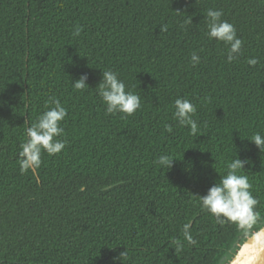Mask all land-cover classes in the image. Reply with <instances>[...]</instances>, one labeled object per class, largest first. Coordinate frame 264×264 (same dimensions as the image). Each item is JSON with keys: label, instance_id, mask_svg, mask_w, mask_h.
<instances>
[{"label": "trees", "instance_id": "1", "mask_svg": "<svg viewBox=\"0 0 264 264\" xmlns=\"http://www.w3.org/2000/svg\"><path fill=\"white\" fill-rule=\"evenodd\" d=\"M208 9L222 10L244 41L231 63L207 36ZM109 69L141 97L131 116L105 114L97 84ZM52 96L68 109V143L21 173L25 130ZM177 97L196 106L198 136L174 119ZM256 132L264 0H0V264H224L243 232L217 224L197 194L237 152L251 160L241 174L264 222V152L248 140ZM162 154L179 159L162 168ZM188 222L197 244L175 254L169 242Z\"/></svg>", "mask_w": 264, "mask_h": 264}, {"label": "clouds", "instance_id": "2", "mask_svg": "<svg viewBox=\"0 0 264 264\" xmlns=\"http://www.w3.org/2000/svg\"><path fill=\"white\" fill-rule=\"evenodd\" d=\"M222 16L223 11L220 9L207 10V36L209 39H215L227 46V62L231 63L242 55L244 41L237 35L235 25L223 20ZM191 23H193L192 19L185 20V24ZM160 30L167 31V26H161ZM82 31L83 26H74L73 36H79ZM191 62L195 66L200 62V57L193 53ZM258 62L255 57H250L247 60L250 66H255ZM87 80L88 74L82 73L78 79L73 81L74 89L85 90L89 87ZM97 94L105 104L106 115L123 113L131 116L141 108L140 95L127 89L119 73L111 69L102 71V79L97 84ZM44 107L45 111L41 112L35 122L25 130L27 139L21 144L19 153L21 173L32 168H39L44 152L49 156L59 154L68 143L65 128L61 124L68 115V109L55 96L49 97L45 101ZM174 108L173 117L178 124L189 127L191 135L198 136L200 129L194 119L197 112L196 106L185 97H177L174 101ZM165 128L169 133L173 131L171 124L165 125ZM248 140L254 143L261 153L264 152V134L256 132ZM174 158L162 154L154 162L162 168L170 169ZM250 163L249 158L241 159L236 152V158L226 164L227 171L220 175L219 182L212 183L205 194H197L201 209L210 213L217 224L222 225L227 221L235 224L243 232L246 242L240 246L236 253L237 260L240 257L244 258L241 264H258L261 253L264 252V229L253 231L254 226L260 220V214L257 211L260 201L252 194L253 185L248 175L241 174L245 165ZM182 235L183 239L173 238L169 242L170 247H174L175 254L184 250L185 241L189 246L197 244V240L192 235L191 222L183 225ZM248 240L251 242H247ZM122 257L127 258L126 249L120 253L119 259ZM232 264H236V262L233 261Z\"/></svg>", "mask_w": 264, "mask_h": 264}, {"label": "water", "instance_id": "3", "mask_svg": "<svg viewBox=\"0 0 264 264\" xmlns=\"http://www.w3.org/2000/svg\"><path fill=\"white\" fill-rule=\"evenodd\" d=\"M34 169V168H33ZM260 229H264V222L257 224L254 228L253 231H257ZM245 237L243 236L241 238V240L237 243V245L235 246V248L231 251H229V256L227 257V259L225 260L224 264H232L233 261L236 262V264H241V261H243V257H240L239 260H237L236 258V253L239 251L240 246H242L245 243ZM247 242H251L250 240H248ZM258 264H264V252L261 253V258L258 261Z\"/></svg>", "mask_w": 264, "mask_h": 264}]
</instances>
